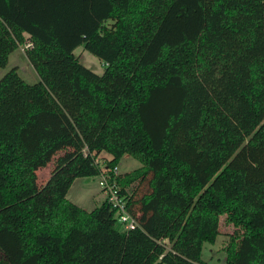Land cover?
<instances>
[{
	"label": "trees",
	"instance_id": "obj_1",
	"mask_svg": "<svg viewBox=\"0 0 264 264\" xmlns=\"http://www.w3.org/2000/svg\"><path fill=\"white\" fill-rule=\"evenodd\" d=\"M25 40L38 79L0 78V264H207L222 214L223 264H264V0H0V66ZM125 154L127 231L67 198Z\"/></svg>",
	"mask_w": 264,
	"mask_h": 264
},
{
	"label": "rangeland",
	"instance_id": "obj_2",
	"mask_svg": "<svg viewBox=\"0 0 264 264\" xmlns=\"http://www.w3.org/2000/svg\"><path fill=\"white\" fill-rule=\"evenodd\" d=\"M26 42L27 40L9 53L7 63L4 66H0V78L12 67H16L18 74L25 81L33 83L38 79L37 73L26 57V48L24 46ZM73 53L77 56L79 62L85 67L97 74L103 72L105 65L102 60L87 50L83 44L76 46ZM62 153V151L57 152L49 162L41 165L37 169L38 185H42L46 182L55 168L56 158ZM101 154L103 156H109V154L105 152ZM126 155L127 154L123 155L117 164L119 173L130 172L141 166V162L137 158H134L131 155ZM100 158L103 157L100 156ZM67 192L68 199L73 200L87 209H92L95 206H98L102 201L101 199H98L101 194L100 192L102 191L100 190L96 175L75 178ZM235 229L236 228L232 223L225 221L224 214L220 215L218 222L219 234L213 243L206 241L202 243L201 259L207 264H223L225 258L224 246L228 244L230 234H232Z\"/></svg>",
	"mask_w": 264,
	"mask_h": 264
},
{
	"label": "built area",
	"instance_id": "obj_3",
	"mask_svg": "<svg viewBox=\"0 0 264 264\" xmlns=\"http://www.w3.org/2000/svg\"><path fill=\"white\" fill-rule=\"evenodd\" d=\"M32 45L30 40H27L24 45L28 48ZM83 153H86L83 150ZM109 172H112V176ZM119 174L117 165L108 167L103 165V171L99 174L98 183L104 198L115 210V219L118 225L126 231L137 226L136 219L128 211L125 196L120 192V188L116 185L115 175Z\"/></svg>",
	"mask_w": 264,
	"mask_h": 264
},
{
	"label": "crops",
	"instance_id": "obj_4",
	"mask_svg": "<svg viewBox=\"0 0 264 264\" xmlns=\"http://www.w3.org/2000/svg\"><path fill=\"white\" fill-rule=\"evenodd\" d=\"M127 156V155H126ZM68 193V192H67ZM101 194H100V196H99V198L98 199H101V200H103L104 199V197H103V193L102 192H100ZM72 202H74L73 200H71ZM74 203H76V202H74ZM77 204V203H76ZM79 205V204H78Z\"/></svg>",
	"mask_w": 264,
	"mask_h": 264
}]
</instances>
